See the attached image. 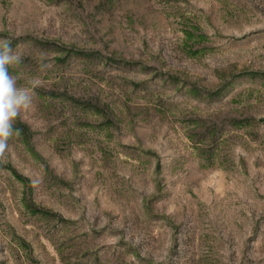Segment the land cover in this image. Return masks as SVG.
I'll return each mask as SVG.
<instances>
[{"label": "rangeland", "instance_id": "374dc122", "mask_svg": "<svg viewBox=\"0 0 264 264\" xmlns=\"http://www.w3.org/2000/svg\"><path fill=\"white\" fill-rule=\"evenodd\" d=\"M0 40V264H264V0H0Z\"/></svg>", "mask_w": 264, "mask_h": 264}, {"label": "clouds", "instance_id": "9594fccd", "mask_svg": "<svg viewBox=\"0 0 264 264\" xmlns=\"http://www.w3.org/2000/svg\"><path fill=\"white\" fill-rule=\"evenodd\" d=\"M20 63V56L7 40H0V163L9 150V141L19 137L22 130L15 122L23 112L33 107L34 89L38 83L31 80L25 85L18 84V78L9 69Z\"/></svg>", "mask_w": 264, "mask_h": 264}]
</instances>
